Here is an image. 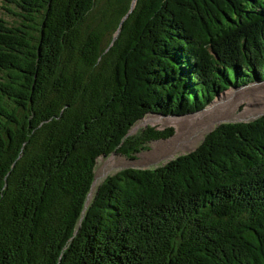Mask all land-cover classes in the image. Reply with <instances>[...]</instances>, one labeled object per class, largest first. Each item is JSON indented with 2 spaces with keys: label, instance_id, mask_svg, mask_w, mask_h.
Returning <instances> with one entry per match:
<instances>
[{
  "label": "trees",
  "instance_id": "16d2710c",
  "mask_svg": "<svg viewBox=\"0 0 264 264\" xmlns=\"http://www.w3.org/2000/svg\"><path fill=\"white\" fill-rule=\"evenodd\" d=\"M0 11L12 19L0 17V264H264V114L94 181L100 157L134 159L173 136L128 135L145 116L218 97L212 110L264 82V0H0ZM180 138L139 163L188 148Z\"/></svg>",
  "mask_w": 264,
  "mask_h": 264
},
{
  "label": "rangeland",
  "instance_id": "374dc122",
  "mask_svg": "<svg viewBox=\"0 0 264 264\" xmlns=\"http://www.w3.org/2000/svg\"><path fill=\"white\" fill-rule=\"evenodd\" d=\"M4 12L0 11V17H4L6 21L11 22V17L9 16H3ZM227 94H231V97H235V103L236 106L233 109V115L229 119L225 120H219L210 122L207 125L205 123L210 118V109L214 106L216 101L219 99L215 98L213 102L206 107L203 111L196 113L194 115H203L202 118H200L197 122H195L194 119L200 117H192L194 115H189L185 117H161L158 115H147L143 118V120L139 121L135 125V130L133 131V135L140 133L143 129L146 127H154L157 130H164L167 128L173 129V136L164 140L169 141L175 136L179 135V138H186L191 141L190 146L188 148H181V149H173L166 154H163L161 156H158L156 158H151L150 161H146L142 164L139 162L142 160V155L151 153L154 149L155 143L163 142V141H155L150 142L146 145V148L143 151H140L138 154L135 155L134 159H128L125 157H122L120 155L112 154L108 157H100L97 160V164L95 167V180H97V184H100L107 176L112 175L116 173L117 171L125 168H134V169H148V168H155L158 166H161L168 162L171 159H174L175 157L191 152L193 151L204 139V137L212 131L216 126H218L221 123H234V122H248L252 121L259 116L264 114V107H259V109L262 111L259 114L252 115L254 113H251L247 115L245 118H239L238 116L245 111L248 110L251 106L258 103H264V82L263 83H253L248 84L241 89H229L226 92L219 95V97H223ZM261 99V101H259ZM208 113V114H207ZM225 114V109L220 108L215 111H213L214 118H220ZM151 118V120L148 121V119ZM156 118V119H153ZM138 125V126H137ZM205 125L207 128L204 130L202 126ZM204 127V126H203ZM183 132V134H181ZM199 135L201 137L198 140L196 139ZM180 138V139H181ZM123 160H127L128 164L125 163ZM134 164V165H133Z\"/></svg>",
  "mask_w": 264,
  "mask_h": 264
},
{
  "label": "bare ground",
  "instance_id": "6f19581e",
  "mask_svg": "<svg viewBox=\"0 0 264 264\" xmlns=\"http://www.w3.org/2000/svg\"><path fill=\"white\" fill-rule=\"evenodd\" d=\"M233 97H230V99L226 102V103H223L222 105H218V106H216V107H214L212 110H210L209 111V113L210 112H212V111H215V110H217V109H220V108H224L227 104H232V103H234L235 102V100H233L232 99ZM258 112H260V110H248V111H246V112H244V113H258ZM208 114V113H207ZM202 116L203 115H200V117L195 121V122H197L200 118H202ZM219 120H221V119H218V118H215V120H213L212 122H216V121H219ZM136 128V127H135ZM163 142H165V141H163Z\"/></svg>",
  "mask_w": 264,
  "mask_h": 264
},
{
  "label": "water",
  "instance_id": "95a60500",
  "mask_svg": "<svg viewBox=\"0 0 264 264\" xmlns=\"http://www.w3.org/2000/svg\"><path fill=\"white\" fill-rule=\"evenodd\" d=\"M253 84V83H252ZM242 87H239L237 89H241ZM204 110V109H203ZM202 110V111H203ZM201 112V111H200ZM196 114V113H195ZM190 115H194V114H190ZM185 116H189V115H185ZM185 116H161V117H185ZM135 130V126L128 132V135H131L133 133V131ZM164 141V140H161ZM132 168V167H131Z\"/></svg>",
  "mask_w": 264,
  "mask_h": 264
}]
</instances>
